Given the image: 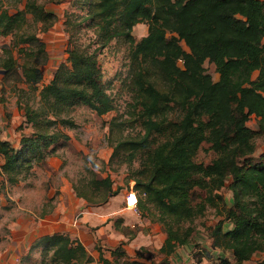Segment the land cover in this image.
<instances>
[{
  "label": "trees",
  "instance_id": "16d2710c",
  "mask_svg": "<svg viewBox=\"0 0 264 264\" xmlns=\"http://www.w3.org/2000/svg\"><path fill=\"white\" fill-rule=\"evenodd\" d=\"M6 1L0 0V39L12 41L2 47L0 68L8 77L17 76L29 91H39L35 107L17 102L31 134L22 135L19 148L0 141L1 175L9 185L31 177L36 166L69 144L65 129L77 128L70 113L82 107L100 117L115 111L107 91L113 84L106 80L99 58L112 42L125 40L130 51L127 86L144 134L126 137L122 123H111L109 166L116 162L127 167V182L135 183L139 198L137 209L164 227L167 239L158 250L164 259L151 264H170L179 248L192 245L195 222L209 208L223 217L210 230L212 250L231 253L235 264L264 255V153L255 156L258 141L264 142V0H76L86 15L77 21L68 17V58L40 90L46 45L25 26L47 32L57 16L39 0H16L25 2L24 10L10 8ZM84 23L94 28L93 50L77 44ZM139 24L149 29L137 41L133 31ZM206 63L215 66L218 81ZM253 116L257 131L248 126ZM203 144L217 155L207 165L196 161ZM73 188L91 206L119 195L110 177L94 176ZM226 188L232 193L229 202L221 194ZM124 245L113 251L111 260L98 247L99 263L147 264L141 262L144 251L132 259ZM39 247L41 264L94 262L85 246L67 234L43 237L31 251ZM207 252H198L195 264L209 258ZM258 264H264V257Z\"/></svg>",
  "mask_w": 264,
  "mask_h": 264
},
{
  "label": "rangeland",
  "instance_id": "374dc122",
  "mask_svg": "<svg viewBox=\"0 0 264 264\" xmlns=\"http://www.w3.org/2000/svg\"><path fill=\"white\" fill-rule=\"evenodd\" d=\"M6 3L10 8L11 6L12 8L17 6L21 10L25 8V2L20 4L16 3V0H7ZM39 3L57 16L56 24L47 32H41L40 26L31 25L32 19L30 16L27 17L31 26H25V31L37 32L38 37L46 45L48 55L47 63L41 68V82L37 86L40 90L52 81L60 65L65 63L68 58L67 49L71 36L70 33H67L68 17L73 15L72 20L77 21L78 16L84 17L86 13L84 10L78 9L76 0H63L61 3H56L54 0H39ZM11 11L14 13L13 9H10ZM148 29L147 24H139L134 28L133 36L139 41L148 35ZM77 37L79 38L78 45L86 48L90 46V50L95 49L96 46L91 43L95 41L96 35L94 28L90 27L89 23L82 24ZM11 41V37L0 40V54H2V47L9 45ZM182 45L187 50L183 43ZM14 56L17 57L16 51H14ZM99 59L107 76L106 80L113 84L112 88L107 91L115 100V111L100 117L85 107L77 109L68 116L75 121L77 128L65 129L71 140L66 147L58 150L56 156L51 157V160L47 159L43 165L36 166L32 176L17 186L6 183L0 174V264H41V247L33 248V251L31 249L24 250L23 241H25L27 232L25 225L39 224L41 220H46V215L58 208L60 190L64 188L65 183L73 186L81 182L87 183L94 176L98 179L110 177L114 183L113 189L114 191L119 190V195L111 198L107 204L102 206L85 204L75 214L74 219L77 221V225H81L82 228L78 227L77 233L67 232V235L73 240H81L87 250L95 256L96 260L91 264H99L97 259L99 254L95 249L97 244L101 246L107 258H112L110 256L112 250L119 247L122 242H127L126 251L132 259H137L138 254L142 251H144L145 259L141 262L159 263L163 259V256L158 253V247L162 243L160 234L163 235V238L166 237L163 225L151 217H144L139 209L128 210L125 207L123 199L131 187H135V183L127 182L129 175L126 166H120L116 162L113 167L109 166V160L113 153L108 140L111 123H122L123 126L120 127V130L126 137L136 138L144 134L142 122L138 117L139 110L134 109L133 96L127 86L128 80L126 81L130 73L129 44L125 40L114 41L103 49ZM205 68L214 81L219 80L215 66L206 63ZM257 75L258 73H255L254 80ZM16 77H7L1 90V99L5 100L6 104L4 117L7 120L14 117L17 111L22 115V111L17 106L18 100L23 105L27 102L34 107L39 101V91H29L28 86L21 83L20 79ZM24 92L27 93L26 96H24ZM248 125L256 130L257 120L253 117ZM22 128L29 135L31 134L30 127L23 125ZM12 139L15 143L18 140L15 135ZM263 153L264 142L259 140L255 156L260 157ZM216 158L217 155L210 150V145L203 144L197 154L196 161L207 165ZM139 161L140 159L135 162L134 168H138ZM221 194L227 202L232 198V193L228 188L223 189ZM60 214L61 218L65 213L61 211ZM127 219L132 227L124 225ZM222 219L223 217L218 214V211L209 208L204 217L196 220L197 232L192 245L195 247L198 245V248L196 247L197 249L191 253L194 262H196L194 254L211 245L210 230ZM141 220L149 222V228L144 223L139 224ZM73 225L72 223L68 229L60 225L55 231L57 233H60L61 230L70 231L74 229ZM133 226L142 229L146 239L151 234L155 238L156 244L141 248L143 241L139 244L134 241L136 239L128 241L132 235H135ZM152 227H157L155 234L146 231V228L150 230ZM178 251L181 253L184 251V257H190L184 248H179ZM29 253H31V258L25 261V257ZM204 263L215 264L209 261H204ZM170 264L174 263L170 262Z\"/></svg>",
  "mask_w": 264,
  "mask_h": 264
},
{
  "label": "crops",
  "instance_id": "0c3cea01",
  "mask_svg": "<svg viewBox=\"0 0 264 264\" xmlns=\"http://www.w3.org/2000/svg\"><path fill=\"white\" fill-rule=\"evenodd\" d=\"M1 39H4V38H1ZM7 77L8 76H7L6 71H4L3 69L0 68V141L9 142V143L13 144L16 148H19L22 135H29V134L21 129L22 126L24 125L25 120H24V117L22 115H20V113L18 111H17L16 114H14V117H11L10 115H8V117H11L10 120H7L6 117H4L5 112H6L5 111V105L6 104H5V100L1 99V97H2L1 90L3 88V85L5 83V79ZM17 106H18V104H17ZM248 124H250V122ZM24 126H26V125H24ZM250 129L254 130L251 127H250ZM254 131H257V129L254 130ZM14 135L17 136V138H18L16 143L12 139V137ZM48 159L51 160V157L48 158ZM3 161H4L3 158L0 157V174H1V166L3 165ZM4 180H5V178H4ZM5 182H6V180H5ZM59 200H60V204H59L58 208L52 210V212H50V214L46 215V220H41V222L39 224L33 223L35 225H33L32 223H30L29 226L25 225L26 226L25 230L27 232L25 233V241H23L24 250L27 251V250L32 249V247L34 246V243H36L39 239H41L43 237L51 236V235H54V234H68L67 232H69V233H77L79 231V228H82L81 225L80 226L77 225L78 223L74 219H75V214L78 212V210H80V208L84 207L85 204H87V203L83 199H80V198L77 197V194H76L72 184L65 183L64 188L62 190H60ZM123 200H125V198ZM61 211H63L65 214L62 215V217L60 218L59 216L61 215L60 214ZM59 220H60V223H59ZM128 220L129 219H127L125 221L124 225L132 227V224ZM82 221H84V219H82ZM143 221H146V219H143ZM72 223L74 224L73 225V228H74L73 230H70V231H68V230L62 231L61 230L60 233H57L55 231V229H57V227L60 226V225H61V227H65V228L68 229V228L71 227ZM142 223H144L145 226H147L149 228V224H150L149 222H142V220L139 221V224H142ZM134 227L135 226H133V228ZM134 231H135V235H134L133 239H136L134 241H136V243H138V244L143 241V245H142L141 248L156 244L155 238L151 234H149L148 238L146 239L144 237L142 229H139V227L136 226L134 228ZM146 231L148 233L155 234V232L157 231V227H152V229H150V230L146 228ZM160 236H162V243L158 247V250L161 249V247L163 246V244L165 243V241L167 239V236L165 238H163V235H161V234H160ZM79 241L83 244V242L81 240H79ZM122 244H125L124 245V249L126 250L127 242H122L120 244V246ZM205 246H208V245H205ZM98 247L101 248V246L99 244L96 245L95 249H96L97 252H98ZM196 247L198 248V245ZM196 247L194 245H189V246H186V247H182V248H184V250H186V253L188 255H190V257H187V256L184 257V255H183V254H185L184 251L181 253L180 251L177 250L175 256L174 257H170L169 261L173 262L174 264H178V263H180V264H195L196 262H194L193 257H191V253H193L194 250L197 249ZM115 249L116 248H114L112 250L110 256H112V253H113V251ZM101 250H102V248H101ZM204 251L205 252L208 251L207 253H209V258H203L202 264H205L204 261H209V262H212V263H215V264H223L224 261H227L228 264H235V260L232 257L231 253H224L221 250H212L211 249V245L208 246V247H204V250H202L201 252H204ZM196 252H198V251H196ZM88 253L91 255V257L95 261L96 260L95 256L89 251H88ZM102 253H103L104 257L107 258L105 256L103 250H102ZM98 254H99V256H98L97 259H98V262H99L100 253L98 252ZM195 255L196 254H194V258H195ZM263 257H264V255H257L251 261L246 262L244 264H258L263 259ZM162 258L164 259V256ZM107 259L111 260L112 258H107ZM188 261H189V263H188Z\"/></svg>",
  "mask_w": 264,
  "mask_h": 264
},
{
  "label": "built area",
  "instance_id": "2783aa9c",
  "mask_svg": "<svg viewBox=\"0 0 264 264\" xmlns=\"http://www.w3.org/2000/svg\"><path fill=\"white\" fill-rule=\"evenodd\" d=\"M138 203H139L138 195L132 186L130 191H128V193L125 196V200H124L125 207L128 210H136L138 207Z\"/></svg>",
  "mask_w": 264,
  "mask_h": 264
}]
</instances>
